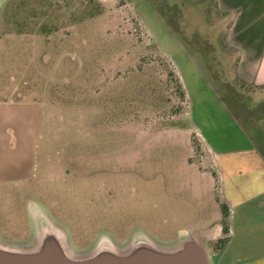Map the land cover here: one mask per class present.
I'll return each instance as SVG.
<instances>
[{"label":"rangeland","instance_id":"rangeland-1","mask_svg":"<svg viewBox=\"0 0 264 264\" xmlns=\"http://www.w3.org/2000/svg\"><path fill=\"white\" fill-rule=\"evenodd\" d=\"M228 25L216 0H8L0 102L23 103L25 127L33 106H43L54 113L44 137L58 145L63 129L73 143L64 177L0 182V236L28 242L33 206L65 227L80 252L101 234L124 245L140 229L168 244L197 221L214 223L220 193L199 174L208 167L197 137L190 142L200 89L192 69L229 107L237 106L233 93L252 96L242 104L254 113L240 119L247 132L256 134L248 118L264 111V91L232 74ZM174 64L193 87L189 108Z\"/></svg>","mask_w":264,"mask_h":264},{"label":"crops","instance_id":"crops-1","mask_svg":"<svg viewBox=\"0 0 264 264\" xmlns=\"http://www.w3.org/2000/svg\"><path fill=\"white\" fill-rule=\"evenodd\" d=\"M216 3L228 20L227 44L237 55L233 76L241 87L264 91V0H216ZM174 66L189 108L187 91L193 87L185 79L183 69L177 64ZM192 70L191 76L200 89L196 93L192 89L196 97L192 106L197 104L198 115L192 116L194 131L191 130L190 142L192 145V137H197L202 147L201 160L208 168H201L199 174L220 193L217 198L221 211H217L211 225L197 221L187 230L193 231L201 241L211 264H264V111L248 118V125L256 134L247 132L240 119L251 112H244L242 104L250 102L252 96L233 93V103L237 106L236 109L229 107L219 96L218 89H208L203 76L196 68ZM203 83L206 86L201 89ZM262 98L257 107L263 109ZM41 107L33 106L32 121L25 127L24 104L14 100L0 102V154L4 156L0 182L17 183L39 175L64 177L68 173L65 152L73 143L70 133L57 128L65 132L58 145L45 138L42 134L44 120L53 118L54 113L48 114ZM185 115L180 117L183 119ZM49 130L56 131L54 128L46 131ZM222 205L229 211L226 220ZM225 222L229 229L227 234L224 233ZM222 239H226V243L217 249Z\"/></svg>","mask_w":264,"mask_h":264},{"label":"water","instance_id":"water-1","mask_svg":"<svg viewBox=\"0 0 264 264\" xmlns=\"http://www.w3.org/2000/svg\"><path fill=\"white\" fill-rule=\"evenodd\" d=\"M8 0H0V10ZM32 237L15 243L0 236V264H211L201 241L183 230L168 244L155 240L144 230H135L120 245L101 234L86 251L75 250L65 227L41 207L31 208Z\"/></svg>","mask_w":264,"mask_h":264},{"label":"trees","instance_id":"trees-1","mask_svg":"<svg viewBox=\"0 0 264 264\" xmlns=\"http://www.w3.org/2000/svg\"><path fill=\"white\" fill-rule=\"evenodd\" d=\"M181 85H182V83H181ZM181 87L183 88L182 89V91H183L184 90L183 85ZM183 93H184L183 94V97H185V103H186V93H185V90L183 91ZM183 103H184V101H183ZM222 211H223L224 219L226 220L227 217H228V213H229L228 208L225 205H222ZM224 224H225L224 233L227 234L229 232V229H228V226H227L226 222ZM225 243H226V239L220 240L219 243L216 246L217 249H221L225 245Z\"/></svg>","mask_w":264,"mask_h":264}]
</instances>
